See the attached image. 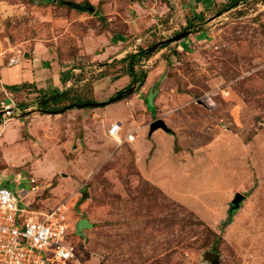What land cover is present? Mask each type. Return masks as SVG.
<instances>
[{
    "label": "rangeland",
    "instance_id": "rangeland-1",
    "mask_svg": "<svg viewBox=\"0 0 264 264\" xmlns=\"http://www.w3.org/2000/svg\"><path fill=\"white\" fill-rule=\"evenodd\" d=\"M180 2L0 0V57L40 47L78 86L46 113L40 96H26L24 105L38 103L24 112L33 114L12 117L0 135V186L22 209L66 206L86 264H264V0L227 10L228 1L209 18ZM184 31L192 34L136 65L147 78L132 95L68 109L132 87L106 54ZM78 51L85 56L68 64ZM158 120L169 133L150 135ZM115 122L121 145L107 137Z\"/></svg>",
    "mask_w": 264,
    "mask_h": 264
},
{
    "label": "built area",
    "instance_id": "built-area-1",
    "mask_svg": "<svg viewBox=\"0 0 264 264\" xmlns=\"http://www.w3.org/2000/svg\"><path fill=\"white\" fill-rule=\"evenodd\" d=\"M24 59L23 55L11 58L10 65ZM3 123L2 130L12 117L24 111L0 103ZM26 112V111H25ZM4 125V126H3ZM122 127L112 123L107 137L118 144L122 143ZM136 137L129 134L124 142L134 143ZM31 192L38 190L36 181L30 179ZM28 196L30 193L21 190ZM19 197L0 186V264H86L78 254V249L70 233L66 218V206L56 211L43 212L22 209Z\"/></svg>",
    "mask_w": 264,
    "mask_h": 264
},
{
    "label": "crops",
    "instance_id": "crops-1",
    "mask_svg": "<svg viewBox=\"0 0 264 264\" xmlns=\"http://www.w3.org/2000/svg\"><path fill=\"white\" fill-rule=\"evenodd\" d=\"M231 1L232 0H183V2L185 3L180 2L179 5L181 8H184L185 5L186 7L188 6V8L190 7L194 18H196L197 16H205L209 18L212 17L218 11H220V7H222L227 2L228 4H230ZM129 28V31H131L132 28ZM121 42L122 41L119 40V43ZM136 53L137 52H132L127 54V52H125V54L127 55ZM109 54L110 55L106 54L105 56H113L112 61L119 62L127 56L123 55V53L121 54V52L115 53L114 51H111ZM81 55H83L82 51H78V54L75 56L76 58L68 59V64H71V61L72 63L77 62ZM14 57L16 56H9L7 60H3L2 57H0V103L5 102L7 105H10L11 107L15 108L18 112H25L27 110H32L33 108L37 107L38 103L37 105L35 104V106L32 107L24 105V102L27 101V95L28 97L40 96L41 100V97L43 95H47L49 98L50 96H53L55 94L71 92V90L78 88V86L74 85L75 83L71 80L70 77H68L67 81L59 73L58 69L56 67H53L55 63H53V65L48 63V60L51 61L53 57L50 55H46L40 47H36L31 53L24 54L25 58L23 60H20L17 64L10 65L9 60ZM69 68L71 67H68V69ZM127 80H129L128 76L123 79V83L127 82ZM71 86L73 87V89H71ZM121 87L122 85L118 86V88ZM1 113L2 112L0 111V120H2Z\"/></svg>",
    "mask_w": 264,
    "mask_h": 264
},
{
    "label": "water",
    "instance_id": "water-1",
    "mask_svg": "<svg viewBox=\"0 0 264 264\" xmlns=\"http://www.w3.org/2000/svg\"><path fill=\"white\" fill-rule=\"evenodd\" d=\"M91 13L93 12L92 8L88 9ZM192 33L190 31H184L182 34H179L175 37H173L172 39H169L167 41H162L158 44H156L154 47L149 49V52H154L157 49H159L164 43H175V42H180L186 38H188ZM137 86L133 85L129 90L125 91L123 94L118 95L117 97H115L114 99H112L109 102L106 103H88V104H83V105H76L74 107H69L68 109H73V108H77V109H86V108H104L107 107L115 102H119L122 101L123 99H125V97L132 95L135 91H136ZM63 96V93H59V94H55L49 98H47L45 101L40 103V106L45 107L48 104L58 100L59 98H61ZM37 112L40 113H46L47 111H42V110H38ZM33 112L32 111H28L26 113L27 116L32 115ZM163 130L166 133H169L168 128L166 127V125L164 124V122L158 120L156 122H154L151 126H150V135H153L157 130ZM243 201V197L240 195H237V197L235 198V200L233 201V204L235 205V209L239 208L240 203Z\"/></svg>",
    "mask_w": 264,
    "mask_h": 264
},
{
    "label": "trees",
    "instance_id": "trees-1",
    "mask_svg": "<svg viewBox=\"0 0 264 264\" xmlns=\"http://www.w3.org/2000/svg\"><path fill=\"white\" fill-rule=\"evenodd\" d=\"M240 1H241V0H232V1L230 2V4H228V5L226 6L227 10H229V8H230L232 5L238 6V4H239ZM227 10H226V11H227ZM189 27H192V25L190 24ZM189 29H190V28H189ZM168 46H169L168 43H164V44L160 47V50H162V49H164V48H166V47H168ZM156 52H157V50L154 51V52H149V49H147V50L140 49V51H138L136 54H129V55H127L124 59H122V60L120 61V63H122V64H124V65H127V66H126V71H127V75L131 78V84H132V86L135 85V84H139L140 86H142V85L145 83V80H146V78H147V75H146V74H142V75H141V78H138V77L135 75V67H136V65H137L139 62H141V60H143V59H146V60L149 59V58H150L154 53H156ZM130 88H131V85L128 86L127 89H126L125 91L129 90ZM69 93H70V92H64V93H63V96H62L61 98H59L58 100H56V101H54V102L48 104L47 106H49V105H54V104H58L59 102L63 101L64 97H65L67 94H68V96H69ZM123 93H124V91H121V92L117 93V96L120 95V94H123ZM47 98H48L47 95H43V96L41 97V100H40V101L43 102V101H45ZM65 98H66V97H65ZM83 104H88V102H84V101H81V100H77V101L75 102V105H83ZM47 106H45V107H41V109H44V110L47 111V109H46ZM65 109H67V107H64L61 111L65 110ZM61 111H55V112H53V113L57 115V114H59V112H61ZM25 114H26V113H24V116H25ZM0 125H1V124H0Z\"/></svg>",
    "mask_w": 264,
    "mask_h": 264
},
{
    "label": "flooded vegetation",
    "instance_id": "flooded-vegetation-1",
    "mask_svg": "<svg viewBox=\"0 0 264 264\" xmlns=\"http://www.w3.org/2000/svg\"><path fill=\"white\" fill-rule=\"evenodd\" d=\"M40 110H42V111H46V110H44V109H40Z\"/></svg>",
    "mask_w": 264,
    "mask_h": 264
}]
</instances>
